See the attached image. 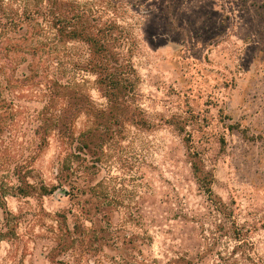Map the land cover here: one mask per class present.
Instances as JSON below:
<instances>
[{
  "label": "rangeland",
  "instance_id": "rangeland-1",
  "mask_svg": "<svg viewBox=\"0 0 264 264\" xmlns=\"http://www.w3.org/2000/svg\"><path fill=\"white\" fill-rule=\"evenodd\" d=\"M76 1L127 32L144 125L109 123L113 138L79 151L91 126L81 111L66 143L53 133L38 150L58 84L86 93L102 123L110 107L79 67L84 44L5 51L8 64L26 59H0V264H264V0ZM62 164L53 193L13 192L18 169L51 185Z\"/></svg>",
  "mask_w": 264,
  "mask_h": 264
},
{
  "label": "trees",
  "instance_id": "trees-1",
  "mask_svg": "<svg viewBox=\"0 0 264 264\" xmlns=\"http://www.w3.org/2000/svg\"><path fill=\"white\" fill-rule=\"evenodd\" d=\"M71 41L80 42L87 48L88 56L79 67L96 76L97 88L110 107L108 116H104L103 123L100 122L104 110L94 108L86 93L58 84L59 102L50 113H43L44 117L35 129L38 150L48 142L53 133L59 141L66 143L73 136V121L81 111L88 115L91 126L86 132V140L83 137L84 132L79 134V151L89 145L103 146L106 140L113 138L115 133L107 125L109 123L124 125L128 120L144 125L141 119H136V112L130 104L134 94L135 71L127 50L129 36L122 26L110 18L93 15L76 0H0V59L4 63L8 64L7 61L13 56H6L5 51L8 49H11L10 52L17 49L24 54H35L46 48L57 51ZM25 59L26 57L18 56L16 63L8 65L10 69H15L12 67ZM3 67V64L0 65V74L3 73ZM26 67L30 74H24L20 81L31 86L32 77L40 79L41 74L35 70L32 74V61ZM10 79L12 81L11 75ZM54 85L56 81L53 82V87ZM4 99L0 88L1 110L6 104ZM100 124L104 125L98 132L95 125ZM189 157L198 187L212 198L209 172L198 166L196 153L190 152ZM30 172L31 169L16 171L18 183L13 191L15 194L27 196L30 191L42 196L51 194L65 180L64 164L55 175L57 184L48 185L42 181L37 184L30 183L27 181Z\"/></svg>",
  "mask_w": 264,
  "mask_h": 264
}]
</instances>
